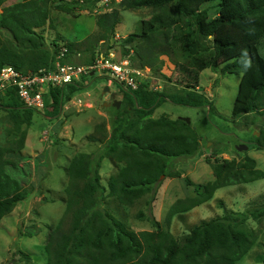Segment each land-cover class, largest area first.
I'll list each match as a JSON object with an SVG mask.
<instances>
[{
  "label": "trees",
  "instance_id": "16d2710c",
  "mask_svg": "<svg viewBox=\"0 0 264 264\" xmlns=\"http://www.w3.org/2000/svg\"><path fill=\"white\" fill-rule=\"evenodd\" d=\"M6 2L0 0V69L10 66L24 74L46 73L53 69L61 46L68 50L66 62L73 64L70 57L77 51L75 41L60 45L55 40L48 46L44 34L37 30L46 26L52 8L75 15L96 6V1L18 0L5 6ZM117 6L122 11H155L142 22L143 39L156 44L164 55L165 47L179 46L186 66L197 75L207 69L216 71L219 62L229 56L231 62L222 73L241 74L232 118L264 116V107L259 106L264 100V0H123ZM117 23L115 11L98 16L100 34L87 63L96 56L98 43L103 42L104 52L112 47ZM134 44L135 37L128 36L123 53L136 49ZM82 88L74 82L49 89L43 115L57 117L66 89L70 96ZM194 88L187 84V91L166 94L142 83L134 92L120 90L122 100L119 109H115L109 134L100 126L98 136L86 137L89 143L100 147L92 153H77L68 163L65 212L56 227L49 229L44 245L47 264H238L255 246L257 234L247 222L264 218V205L203 221L180 239L163 231L154 218L151 222L155 232L135 234L103 209L109 198L122 206H133L154 193L162 176L180 177L170 170L171 161L202 155L200 138L191 125L164 115L152 118L165 102L189 108L207 107L211 111L212 103ZM35 114L40 113L23 106L13 90L0 96V221L30 196L20 181L26 176L21 164L27 161L21 152ZM254 139L256 150H264V128L261 138ZM105 159L119 167L109 178L107 188L101 185L99 175ZM206 162L211 165L214 180L194 186L186 178L185 183L194 188L196 196L179 201L170 209V218L208 202L221 188L264 179V172L256 169L255 160L248 156L240 161L215 158L213 163L210 159ZM18 254L29 260L28 254ZM257 262L264 264V255L258 256Z\"/></svg>",
  "mask_w": 264,
  "mask_h": 264
},
{
  "label": "rangeland",
  "instance_id": "374dc122",
  "mask_svg": "<svg viewBox=\"0 0 264 264\" xmlns=\"http://www.w3.org/2000/svg\"><path fill=\"white\" fill-rule=\"evenodd\" d=\"M17 1L8 0L5 6ZM69 1L88 3L92 0ZM122 1H113L109 7L101 4L91 6L75 15L52 8L46 26L37 32L44 34L48 46L55 40H59L60 45L66 41H75L77 51L70 57V61L84 65L89 62L90 51L100 34L96 19L99 15L115 11L118 23L111 42H114L119 55H128L123 53L122 46L128 36L135 37L136 49L132 50L131 62L135 68L142 70L145 76L143 83L148 84L149 88L154 85L158 87V92L166 94L187 91V84L196 86L194 90L205 95L213 109L189 108L170 102L161 104L152 118L157 119L163 115L170 119L188 118L189 125L200 138L202 155L171 161L170 170L179 173L180 177L162 176L154 193L142 197L133 206L125 207L109 198L103 203V209L135 234L155 232L151 222V218H154L163 231L180 239L203 221L222 217L231 211L246 212L264 205V179H261L221 188L208 202L186 213L169 217L170 209L179 201L196 196L194 188L185 183L186 178L194 186L206 185L214 180L211 165L207 164L206 159L213 163L215 158L240 161L248 156L255 160L256 169L264 172V150H256L254 139L261 138L264 116L250 114L238 119L232 118L241 74L222 73L225 65L231 62L229 56L219 62L216 71L207 69L197 75L186 66L179 46L165 47L164 55L156 44L143 39L142 22L149 20L155 11L150 8L122 11L117 6ZM262 44L264 54V42ZM95 49L104 50L101 42ZM83 78L78 81L83 86L81 91L69 96L66 89L64 103L57 117L35 114L33 125L27 130L25 148L21 152L27 157V161L21 164L26 176L20 178V181L30 196L0 221V264H47L44 245L49 229L56 227L65 212L64 189L68 184V163L75 154L92 153L100 147L86 140L91 134L98 136L97 128L104 126L107 134L110 132L116 110L103 105L121 101L122 94L113 84L108 87L107 78L102 73ZM106 87L109 92L105 93ZM259 106L261 109L264 107L263 99ZM6 126L8 128L10 125L6 123ZM239 146H246L247 150L238 152L236 149ZM118 168L108 159L102 162L99 175L103 187H108L109 178L117 173ZM247 225L256 232L257 242L238 264H263L257 262V257L264 255V218L260 221L250 219ZM20 251L29 255L28 261L19 256Z\"/></svg>",
  "mask_w": 264,
  "mask_h": 264
},
{
  "label": "built area",
  "instance_id": "2783aa9c",
  "mask_svg": "<svg viewBox=\"0 0 264 264\" xmlns=\"http://www.w3.org/2000/svg\"><path fill=\"white\" fill-rule=\"evenodd\" d=\"M96 5L109 7L113 1L119 0H92ZM80 3H83L80 1ZM103 43V42H101ZM112 47L104 52L99 49L93 61L79 65L66 62L68 50L61 46L55 55L54 67L46 73H21L13 67L4 66L0 69V96L13 90L23 106L44 114L47 110L45 94L51 88H64L78 82L80 78L92 77L95 73H102L109 84H113L120 91L134 92L138 90L145 78L142 70L137 69L131 62L132 51L128 55H119L114 42ZM158 91V87H150Z\"/></svg>",
  "mask_w": 264,
  "mask_h": 264
},
{
  "label": "water",
  "instance_id": "95a60500",
  "mask_svg": "<svg viewBox=\"0 0 264 264\" xmlns=\"http://www.w3.org/2000/svg\"><path fill=\"white\" fill-rule=\"evenodd\" d=\"M104 92L106 93V92H109V88L108 87H106L105 89H104ZM120 101H113L112 103H105L103 106L105 107V108H108V107H113V108H115V109H119V107H120ZM179 120H182L183 122H185L186 124H190V120L188 119V118H179ZM238 152H242L243 150H247V147L246 146H239V147H237V149H236Z\"/></svg>",
  "mask_w": 264,
  "mask_h": 264
},
{
  "label": "crops",
  "instance_id": "0c3cea01",
  "mask_svg": "<svg viewBox=\"0 0 264 264\" xmlns=\"http://www.w3.org/2000/svg\"><path fill=\"white\" fill-rule=\"evenodd\" d=\"M107 83H108V82H107ZM107 85H108V87H109L111 84L108 83ZM118 91H119V90H118ZM119 92H120V91H119ZM118 97H120V96H118Z\"/></svg>",
  "mask_w": 264,
  "mask_h": 264
}]
</instances>
